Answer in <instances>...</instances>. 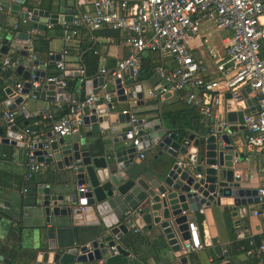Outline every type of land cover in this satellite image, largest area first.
<instances>
[{"label": "water", "instance_id": "obj_1", "mask_svg": "<svg viewBox=\"0 0 264 264\" xmlns=\"http://www.w3.org/2000/svg\"><path fill=\"white\" fill-rule=\"evenodd\" d=\"M76 1L73 0L74 4ZM114 1L139 3L145 0ZM53 5L51 0L38 3L33 0H0V7L8 8L9 14L25 21L26 26L29 24L31 31H44L46 25L70 22L72 16L65 14L64 1L57 3L56 11H52ZM29 38L27 33L16 32L11 40L4 38L0 43V56H6L9 50L20 46L15 53L26 60L24 64L11 68L21 80L18 95L62 102L64 87L48 81L43 63L27 60ZM58 58L49 57L51 62L48 65H54ZM75 75L80 78L79 72ZM80 80L85 95H95L105 77L100 74L92 78L82 75ZM33 83L39 86L32 88ZM111 85L118 102L141 97L139 89L125 81L113 80ZM161 86L166 88L165 81ZM4 93L7 99L2 107L12 112L20 99L17 96L13 98L11 88H6ZM153 93L155 91L151 90L150 94ZM240 94L245 99L246 109L237 110L229 95H225V127L216 128L214 135L209 134L206 127L197 132L183 129L185 134L169 130L159 117L133 121L132 130L139 133L138 145H118L130 139L123 131L113 137L116 146L106 156L94 155L96 152L89 148L80 134L34 143L33 154L37 163L54 162L68 167L76 185H84L85 192L72 195L64 189L63 192H55L50 186L38 188L45 242L32 247L31 255L15 258L14 254L7 253L3 257L1 252L0 264H96L107 258L106 249L114 246L131 225L146 230L156 228L169 252L179 253L181 242L188 240L187 213L194 214L202 206H223L234 212L237 208L258 204L257 189L240 188L239 178L233 175L234 166L244 159L243 154L234 152L232 139L243 135V116L257 110V107H252V92L244 89ZM69 98L67 95L66 101ZM111 110L109 104H94L89 114L82 118L83 125L89 126L90 133L96 134L103 114L108 115L110 131L116 119L118 123L129 121V113H118L116 118ZM5 123L4 129H0V143L24 148L25 140L19 138L23 129ZM151 148L156 150L157 156L164 153L168 158L150 164L136 160L137 153L145 158L151 153ZM177 162L184 165L178 166ZM195 175H200V178L196 179ZM260 199L264 200V193ZM84 213H92L97 219L108 216L111 220L107 225L102 220L103 226L99 231L106 236L99 238L101 242L94 240L90 231L84 230L85 227L77 222ZM125 213L130 214L126 221ZM116 248L121 256L128 255L120 244ZM187 262V256L181 255L178 259V264ZM128 264L140 263L132 259Z\"/></svg>", "mask_w": 264, "mask_h": 264}, {"label": "crops", "instance_id": "obj_2", "mask_svg": "<svg viewBox=\"0 0 264 264\" xmlns=\"http://www.w3.org/2000/svg\"><path fill=\"white\" fill-rule=\"evenodd\" d=\"M35 3L43 0H33ZM64 1L65 14L75 16L81 13L91 12L92 0H51L54 4L52 11H56L57 3ZM0 11V43L4 38L11 40L16 32L27 33L29 37L38 36L47 41L46 51L39 54L35 59L45 65V74L49 78L57 77L59 71L54 65H48L49 57L52 59L67 50L64 57V70L60 75V80L64 82V93L62 102H48L44 98L31 97L30 95H17L18 106L14 111L15 118H19L20 125L17 127H27L33 129L37 136V142H48L53 139L50 126L57 119L60 112L57 105L65 104L66 97L82 98L85 95V88L81 82V76L95 77L99 75L100 70L110 71L114 68L117 61L123 58L127 53V48L123 43L122 36L105 28L90 31L79 29L77 36L65 47L61 37V25H46L44 31H31L29 24H21V21L9 14L6 7H1ZM16 30H13V26ZM227 36L226 31L215 30L210 23L201 22L199 24L198 38L191 41L189 47L192 57L201 61L209 72V77L214 78L212 62L215 58L223 55V39ZM20 46L9 50L6 56H0V78L3 72L10 74L0 80L2 84L1 104L7 99L4 90L21 84V80L12 71L15 65H21L26 62L25 58L15 53ZM28 54L27 60H30ZM8 60L10 65H2L4 60ZM56 63V62H54ZM174 68L171 58L156 53L146 52L140 63L138 75L131 81L125 80L127 85L137 87L141 97L139 100L128 98L126 102H118L112 85L108 84L106 92L111 95V111L117 117L118 113L127 112L133 116L134 120H143L146 118L163 120L169 130H179L185 134L183 129L191 132H197L203 128L200 118L189 119L186 117L174 118V115H180L187 112L188 107L184 106L178 93L160 94L158 97H152L150 91L158 93L162 89L164 76ZM79 72L80 78L75 74ZM57 74V75H56ZM56 75V76H55ZM39 85L32 84V88ZM102 93L101 90L97 93ZM90 95V94H89ZM16 96H13L15 98ZM225 97V96H224ZM224 98V107H225ZM101 105V102H96ZM4 109V107H1ZM5 110V109H4ZM48 115L49 117H45ZM108 115L101 116V122L98 123L99 132L90 133V127L85 126L80 131L86 144L89 145L97 156H106L116 145L113 137L127 129V123H118L117 119L112 126V131L108 128ZM173 117V118H172ZM22 123V124H21ZM5 120L0 110V129H4ZM90 133L89 136H85ZM236 138V139H235ZM139 139V136H138ZM119 140V139H118ZM131 140L124 143L125 146H132ZM233 149L236 154H243V162L234 166L233 175L239 178V187L244 189H259L264 187V147L253 148L244 145L243 135H237L232 139ZM150 154L142 160L137 161L159 162L168 157L162 153L156 155L154 148L150 149ZM106 153V154H105ZM25 147H15L0 143V253L2 255L14 254L15 258L24 254H30L32 247L41 246L45 239L42 237L43 215L40 208V198L37 189L41 186H50L55 192H68L76 195L78 187L68 167L51 162L42 164V169L33 175L30 181H25ZM153 157H156L155 159ZM234 160V159H233ZM172 162V161H171ZM23 189L25 190L23 192ZM255 205L246 208H237L234 212L229 211L223 206H202L194 214H188V222H193L197 228L201 248L193 253L183 254L170 253L161 238L158 230L152 227L150 230L145 228L138 229L131 225L127 233L122 235L115 246L120 244L126 252L133 255L140 264H178L181 255L188 257V264H264V253L258 255H246L241 248H246L245 241H239L234 238L233 225L237 223L253 240L259 242L264 235V212H259ZM252 211H257L253 215ZM107 225L111 220L109 217L97 219L92 213H84L78 223L89 230L92 238L98 242L99 238H104L106 233L100 232L103 222ZM136 230V232H133ZM42 237V238H41ZM4 247V248H3ZM224 251V254L221 253ZM130 258L117 256H107L105 264H128ZM98 261L96 264H99Z\"/></svg>", "mask_w": 264, "mask_h": 264}, {"label": "built area", "instance_id": "obj_3", "mask_svg": "<svg viewBox=\"0 0 264 264\" xmlns=\"http://www.w3.org/2000/svg\"><path fill=\"white\" fill-rule=\"evenodd\" d=\"M91 8L90 13L72 16L70 22L61 24L60 32L65 47L77 36L79 29L95 31L105 28L122 36L127 53L117 61L112 70H100V75L105 77L100 89L102 93L71 98L65 104L57 105L61 115L50 126L53 138L79 134L85 127L82 118L89 114L96 102L109 104L111 107V95L105 91L107 85H111L113 80L135 79L143 55L150 52L167 56L174 63V68L161 76L166 88L162 87L158 93L155 92L151 96L180 94V102L196 111L203 127H206L211 135H214L216 128L225 127L224 96L229 95L233 106L237 110H243L246 109L245 99L240 91L248 89L252 92V107H257V110L254 109L243 116V142L253 148L264 147V0H145L139 3L92 0ZM201 22L210 23L217 31L227 32L223 39V55L212 62L214 78L208 76L205 65L194 59L190 52L189 45L198 38ZM21 24L26 23L22 20ZM15 29L14 25L13 30ZM31 39L30 37L27 40L26 47L30 54L29 59L35 60ZM66 55L67 50L64 49L55 63V68L60 74L48 79L62 87L65 84L60 80V75L64 70L63 59ZM2 65L8 66L10 62L6 59ZM20 89L21 84H15L13 96H17ZM1 107L0 103L3 119L13 124L15 114ZM133 121V116L129 114L125 133L130 138L131 145L137 146L139 133L132 130ZM22 129L23 133L19 138L25 140L24 179L30 181L33 175L42 169V164L36 162L33 154V145L37 142L38 135L27 126ZM137 158L143 159L139 153ZM177 165L184 164L177 162ZM195 178L199 179L200 175H195ZM77 191L83 193L85 188L78 187ZM263 193V186L257 189L259 200L256 206L259 212H264V200L260 199ZM256 212L252 211V214L257 215ZM129 217V213L124 214L125 221ZM233 228L234 238L246 242V248H240L246 255L264 253V235L259 242H254L237 223ZM187 233L188 240L180 244L183 254L193 253L201 248L198 231L193 222H187ZM98 242L101 240L98 239ZM106 250L107 256L120 255L115 245ZM223 254L224 251L221 255ZM132 257L129 253L126 256L130 259ZM99 264H105V259L100 260Z\"/></svg>", "mask_w": 264, "mask_h": 264}, {"label": "trees", "instance_id": "obj_4", "mask_svg": "<svg viewBox=\"0 0 264 264\" xmlns=\"http://www.w3.org/2000/svg\"><path fill=\"white\" fill-rule=\"evenodd\" d=\"M46 46H47V41L45 39H42V38H40L38 36L32 37V39H31V50H32V54H33V56H34L35 59L39 56V54L41 55V54H44L45 53ZM9 74H10L9 70L3 72L2 75H1L0 80H2V78H6ZM1 88H2V84L0 82V96H2ZM2 100L3 99L1 97L0 98V101H2ZM188 109L189 110L187 112H183L180 115H174V118H176V119L177 118H182V117H186V118H189V119H197V118H199L198 115H197V113H196V111L194 109H191V108H188ZM60 115H61V113L59 114V116ZM20 121L21 120H19V118H14L13 123L16 124V125H20ZM22 126L24 127L26 125L23 124Z\"/></svg>", "mask_w": 264, "mask_h": 264}, {"label": "bare ground", "instance_id": "obj_5", "mask_svg": "<svg viewBox=\"0 0 264 264\" xmlns=\"http://www.w3.org/2000/svg\"><path fill=\"white\" fill-rule=\"evenodd\" d=\"M236 139V138H235Z\"/></svg>", "mask_w": 264, "mask_h": 264}]
</instances>
